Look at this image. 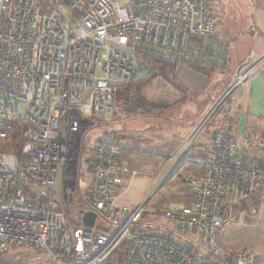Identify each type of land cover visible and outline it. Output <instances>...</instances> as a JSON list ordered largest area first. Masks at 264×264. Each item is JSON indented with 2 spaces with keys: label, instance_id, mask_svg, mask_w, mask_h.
Listing matches in <instances>:
<instances>
[{
  "label": "built area",
  "instance_id": "1",
  "mask_svg": "<svg viewBox=\"0 0 264 264\" xmlns=\"http://www.w3.org/2000/svg\"><path fill=\"white\" fill-rule=\"evenodd\" d=\"M53 1L44 8L39 0H0V138L21 120L25 141L20 155L0 151V258L23 253L32 264H108L127 243L116 264H256L246 251L222 248L215 233L228 207L257 214L264 204V137L231 134L233 114L264 57L238 65L229 89L157 184L156 190L225 108L226 129L212 134L203 176L186 179L190 203L162 211L179 239L173 230L139 226L146 203H120L138 172L120 159L109 131L93 146L87 183L96 223L71 225L58 179L76 187L80 142L111 118L118 89L152 62L227 70L229 47L215 33L211 0Z\"/></svg>",
  "mask_w": 264,
  "mask_h": 264
},
{
  "label": "rangeland",
  "instance_id": "2",
  "mask_svg": "<svg viewBox=\"0 0 264 264\" xmlns=\"http://www.w3.org/2000/svg\"><path fill=\"white\" fill-rule=\"evenodd\" d=\"M257 0H211V14L218 20L217 31H225L234 24L243 33L249 31L251 13ZM44 8L54 4L53 0H39ZM60 12L66 18L68 14L60 8ZM234 29V27H233ZM127 88H119L116 102L111 114L102 125H95L86 130L78 147L79 165L85 168V164L92 158V149L99 137L109 131L116 138L120 150L121 159L132 171L138 175L133 179L132 185L128 184L127 191L121 197L120 203L138 204L146 203L141 223L151 231L162 232L173 230L174 237L179 239L174 224L166 220L161 213L163 209H154L164 199L178 194L188 195L191 187L186 179L191 176L193 161L199 159L208 161L210 157V144L208 136L218 128L226 124V109L223 108L214 115L207 127L190 144L184 157L174 168V172L168 180L156 190L158 182L172 168L180 152L188 146L192 137L206 119L209 108L205 109V96L195 93H182L174 90L162 80H153L142 87L147 101L156 106H163L160 110L153 109L151 113L132 115L125 112V96ZM204 111V114L200 115ZM225 114V115H224ZM263 134H259L261 138ZM209 144V145H208ZM87 168V167H86ZM89 170L78 173L76 187L63 184L62 178L57 182V196L62 201L65 197L67 204L64 206L65 213L71 225L79 220V209H87L89 196L87 183ZM75 179V178H74ZM86 182L85 188L79 186V182ZM179 191L181 193H179ZM139 192L144 195L140 200ZM142 195V194H141ZM158 210V211H157ZM227 221L216 230V237L224 249L233 251H246L253 255L259 264H264V204L257 207V214L250 213L244 207H237L231 213V208L226 209ZM103 219L98 220L101 224ZM256 262V264H257ZM32 256L29 254L15 253L12 256H2L0 264H32Z\"/></svg>",
  "mask_w": 264,
  "mask_h": 264
},
{
  "label": "crops",
  "instance_id": "3",
  "mask_svg": "<svg viewBox=\"0 0 264 264\" xmlns=\"http://www.w3.org/2000/svg\"><path fill=\"white\" fill-rule=\"evenodd\" d=\"M256 2L257 3L253 6V11L251 13V22L249 23L248 32L243 33L242 28L238 29L232 23L230 24V26H232L231 28L219 32L217 29L215 32L218 37L226 39L228 42L229 64L227 70L229 72L235 73L238 65L248 60L252 55L257 59L264 57V0H257ZM176 78L186 89L197 95H204L209 91L212 84V79L210 77L191 69L189 66H179L176 72ZM225 119L226 116L223 120ZM224 128L226 129V124L223 128L218 129ZM212 134L207 135L209 144L211 142ZM231 134L236 138L244 134L257 138H260L259 134H263L261 137H264V65L257 70L247 84L245 96L233 114ZM192 163L193 170L191 171V176L189 178H201L207 161L202 162L197 159ZM128 188L129 187L126 188L125 192ZM179 193L181 192L179 191ZM188 193V195L182 193L164 199L159 204H155L153 208L164 209L168 206H187L193 195L191 187L189 188ZM139 194L141 200L144 192H139ZM138 203L139 201H136L133 204ZM257 264L259 263L257 262Z\"/></svg>",
  "mask_w": 264,
  "mask_h": 264
},
{
  "label": "trees",
  "instance_id": "4",
  "mask_svg": "<svg viewBox=\"0 0 264 264\" xmlns=\"http://www.w3.org/2000/svg\"><path fill=\"white\" fill-rule=\"evenodd\" d=\"M43 12H45V10H43ZM189 67L212 79L211 80L212 84H211L209 91L206 92L204 95H202L206 97V99L204 100V106H206L205 109L209 108L220 96H222L229 89L230 84L233 80V76H234V73L229 72L228 70L227 71L217 70L213 68H205L202 66H195V65H189ZM177 69H178V66L170 65L167 63H163V62L150 63L149 69L144 75H141L135 78L129 86L125 87L127 88L125 102H124L125 112L126 113L128 112L127 114H132V115L133 114L141 115L140 113H142V111L144 113H151L153 109L160 110L163 108L162 105L154 106L150 104L147 101L142 91V87L151 83L153 80H160V81L162 80L163 83L164 82L167 83L174 90L178 92L193 94L191 91L186 89L176 78ZM202 114H204V111L201 112L200 115ZM13 126L14 127L8 133L6 138L4 139L0 138V151L20 155L22 152L23 146L25 144V141L21 139V134H20L21 120H14ZM120 149L125 150V147L121 148L120 146ZM93 154H94V150L92 149V158L86 162L85 168L79 165V174H80V170L82 173L83 171L90 169L92 161H93ZM120 159H121V156H120ZM86 190H87L88 196H90L89 188L87 187ZM255 204L258 205L259 202L255 201ZM136 205L138 204H131V206H136ZM87 209H84V210H87ZM80 211H82V209H79V212H78L79 220L77 221V223H75V225H81ZM161 214L159 212H156V215H161ZM141 225L142 223L140 222L139 226ZM216 241L219 244L217 237H216ZM126 244L127 243H125L119 250H117L112 255L108 264H116L121 261Z\"/></svg>",
  "mask_w": 264,
  "mask_h": 264
},
{
  "label": "water",
  "instance_id": "5",
  "mask_svg": "<svg viewBox=\"0 0 264 264\" xmlns=\"http://www.w3.org/2000/svg\"><path fill=\"white\" fill-rule=\"evenodd\" d=\"M72 188L74 190L75 184H72ZM80 216H81V222L84 226L88 228L94 227L96 220L98 218L97 213L94 211H89V210H82L80 211Z\"/></svg>",
  "mask_w": 264,
  "mask_h": 264
}]
</instances>
